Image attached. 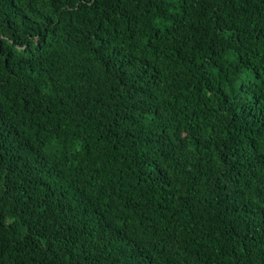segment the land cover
Segmentation results:
<instances>
[{"label":"trees","instance_id":"trees-1","mask_svg":"<svg viewBox=\"0 0 264 264\" xmlns=\"http://www.w3.org/2000/svg\"><path fill=\"white\" fill-rule=\"evenodd\" d=\"M0 264H264V0H0Z\"/></svg>","mask_w":264,"mask_h":264},{"label":"snow or ice","instance_id":"snow-or-ice-1","mask_svg":"<svg viewBox=\"0 0 264 264\" xmlns=\"http://www.w3.org/2000/svg\"><path fill=\"white\" fill-rule=\"evenodd\" d=\"M173 2V0H167V3H172ZM165 6H167V5H165Z\"/></svg>","mask_w":264,"mask_h":264}]
</instances>
